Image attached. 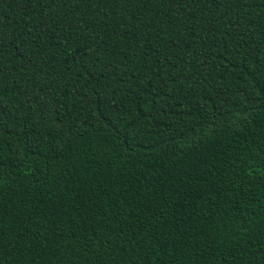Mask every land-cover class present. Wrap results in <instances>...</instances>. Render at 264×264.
<instances>
[{"label": "trees", "instance_id": "trees-1", "mask_svg": "<svg viewBox=\"0 0 264 264\" xmlns=\"http://www.w3.org/2000/svg\"><path fill=\"white\" fill-rule=\"evenodd\" d=\"M0 264H264V0H0Z\"/></svg>", "mask_w": 264, "mask_h": 264}]
</instances>
